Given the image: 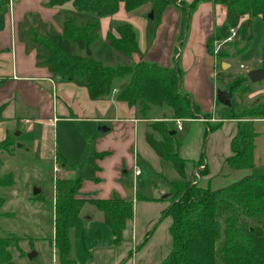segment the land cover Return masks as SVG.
Returning a JSON list of instances; mask_svg holds the SVG:
<instances>
[{
	"label": "trees",
	"instance_id": "trees-1",
	"mask_svg": "<svg viewBox=\"0 0 264 264\" xmlns=\"http://www.w3.org/2000/svg\"><path fill=\"white\" fill-rule=\"evenodd\" d=\"M9 1L0 0V15L5 12ZM203 1L226 9L224 24L216 28L206 41L210 56H213L214 42L223 40L230 29L237 28L236 40L215 57V84L225 89L228 96L223 103L216 99L217 108H223L224 114L218 109L216 113L221 115L215 124L209 127V122L204 123L211 133L220 129L223 121H236L235 134L230 140L231 155L226 163L232 170L251 169L257 136L253 123L264 121V100L242 105L244 97L251 93L252 85L246 76H229L221 71V62L250 46V21L257 18L264 23V0H193L190 3L183 0H46L43 5L47 8L66 3L72 5L71 11L60 10L54 15L53 21L59 30L43 22L37 13H27L17 25V39L24 44L26 52H35L37 66L46 68L54 78L84 87L90 100H105L113 96L115 102L125 104L143 120H151L149 111L158 107L171 110V121L210 120L214 119L213 114L202 113L194 100L181 89L182 72L179 68L167 69L142 61L133 63L132 55L139 54V50L132 25L117 23L107 33L109 50L116 56L93 57L99 41L100 19L113 16L120 5L127 13L144 5L150 6L153 14V19H148L147 45H150L167 7H175L181 15L178 39L181 42L187 14ZM245 16L248 18L242 23ZM231 49H234L232 56ZM111 58L114 60L112 64ZM258 68H264V37ZM115 89L117 91L113 94ZM168 125L167 122H150L151 133L145 135L150 148L161 160L170 163L180 178L172 183L170 206L160 218L171 219L168 230L171 251L159 264H264V176L251 175L217 190L202 189L198 184L184 180L185 161L178 154L175 135H170L172 131ZM152 133L159 138L155 139ZM12 147L13 138L10 136L0 142V153L10 152ZM56 160L62 166L67 164L60 154ZM201 162L202 158L197 166ZM200 176L206 177L207 170L201 171ZM82 180L78 173L74 179L60 178L55 182L54 234L50 243L53 242L59 264H77L72 257L70 232L85 203L103 213L105 226L115 245L122 241V233L133 219L132 201L78 198ZM12 184L11 175L0 177V187ZM20 240L18 237H0V264H14L10 250L20 251ZM22 253L20 251L19 257L25 258L26 254Z\"/></svg>",
	"mask_w": 264,
	"mask_h": 264
},
{
	"label": "crops",
	"instance_id": "crops-1",
	"mask_svg": "<svg viewBox=\"0 0 264 264\" xmlns=\"http://www.w3.org/2000/svg\"><path fill=\"white\" fill-rule=\"evenodd\" d=\"M183 1L190 3L193 0ZM45 2L46 0H10L5 12L0 15V142L10 137L8 135L9 131L18 127L16 123L17 119H21V124L24 127L23 130L27 133H35L37 136H39L42 131L44 132L45 128L51 126L54 122H63L66 126H71L73 123L80 124L84 128V132L88 125L109 123V126L103 127L105 131L102 134L99 132L100 136L104 135L106 137L97 140L98 142L94 148V154H91V156L96 157V159H94V166L96 168L97 181L103 182L100 176H103L104 167H107V172L112 173L116 170H122L125 173L126 170H128L132 173L134 180L133 168L136 167L139 169L137 166L138 159L146 165L160 168V161L163 160H161L147 144L145 139L147 131L145 129H147L146 127L149 128L151 121L167 122L169 124V130L173 131V135H175L177 126L174 121L170 120V115L164 117L165 113L163 111L162 114L156 117H150L152 118L151 120H143L139 119L134 111L128 109L125 104L115 102L113 96L105 100H90L88 92L84 87H79L74 83L52 77L46 68L36 65L34 51H25L24 44L17 39L16 30L18 23L22 21L24 15L27 13H37L43 22L50 23L55 29L59 30L58 26L53 21L54 15L60 10H72L71 3L47 8L43 5ZM149 12V5H144L128 13L125 12L123 6L120 5L118 11L113 16L100 19L99 32L102 30L104 33L103 36H105V32L107 36V33L117 23H128L132 25L136 33L137 29L134 26L135 20L133 17L140 20L146 18ZM189 15L190 22L187 30L189 33H186L183 40L184 43L178 41L181 32V15L173 6L167 7L161 15L160 23L154 32V37L150 45H147L149 26L144 24L140 30L141 33L139 36L136 34L139 54H133L132 61L135 64L141 61L153 63L167 69L179 68L182 72L181 89L194 100L202 113H211L214 116L217 112L216 96L218 92L215 87L217 72L215 69V58L208 54L206 41L213 36L216 28L224 24L226 9L222 5H215L209 1H203L199 3ZM105 47L109 49L107 39H105ZM177 49H179V51H177ZM110 55L116 56L111 51ZM229 68L228 63H221V71L228 73ZM119 88L120 87L117 89ZM117 89L114 90L113 94L116 93ZM61 120L63 121L61 122ZM183 122L194 125H206V123H204L205 121L201 119L184 120ZM183 122L180 132H184ZM213 122H215V120ZM230 123L231 122H224L222 126ZM170 124L173 125L174 128H172ZM235 126L236 125H234V127ZM99 129L100 128H98V130ZM152 135L155 139L159 138L155 133H152ZM180 145H178V154L186 161V157H183L185 154V152H183V145ZM80 150L82 152L81 147L77 148L79 153ZM59 152L60 156L67 162L66 165H61L62 168L69 167L70 169H75V167L78 166L75 165L76 161L72 154L64 150H60ZM3 153L9 152H1L0 155ZM58 154L59 153L56 151L55 156L57 157ZM194 154L195 156L198 155V151ZM99 157L102 159H99ZM228 157L223 160L222 169L219 172L230 175V173H235L233 171H239L237 174L241 175V177L234 182L251 176L242 174V172H240L241 170L230 169L226 163ZM201 158L202 162L197 166V162ZM198 161H196V166L193 167L189 176H192V173L204 162L205 169L207 170V176L204 177V179L209 180V182L213 180V178L217 179L213 177L216 173L211 171L210 161L204 154ZM157 170L159 171V169ZM60 171L61 170H59L58 173H60ZM64 178L72 179L70 176ZM177 178L180 180L176 175V179ZM83 180L79 192L83 189ZM204 183H202V185ZM217 185L219 186L217 189L223 188L220 187V183ZM111 186L113 187V185ZM210 189L217 190L213 188ZM77 197L81 199L94 198L105 200L113 198H108L107 196L96 198L80 195ZM138 198L139 197H136V202H134V199L126 200L132 201L133 219L127 223L122 233V241L118 244L126 247V253L131 251L129 247L132 249L136 239L138 241L140 240V244L143 245H141L142 248L147 246L155 231V228H153V230L151 229V224H147L145 227L141 225V230L137 229V210H141L145 215L147 213L157 212L155 217L157 216V218L160 219L162 213L167 210L170 205V199L165 196L156 200L144 199L141 197L140 202L137 201ZM123 199L124 198H122V200ZM4 202L3 199H0L1 206ZM1 206L0 208H2ZM96 209L90 203H85L79 211L75 226L70 232L73 252L72 231H75L76 225L82 231L87 230L91 225H94V228L96 227L94 236L99 237V240L92 242L90 247L91 253H89L90 260L88 259L85 264L93 263L91 260L96 252L106 251L110 253L113 252V247L116 246L113 242L111 233L105 226L103 213ZM52 213L54 214L53 210ZM80 220H82V222ZM160 222L161 219L156 224V228L159 226ZM93 229L90 231L93 232ZM98 229L102 230V234L106 237H103ZM135 234L136 237H134ZM131 258L132 257L128 258L127 255H125L122 258L123 262L120 261V264H128Z\"/></svg>",
	"mask_w": 264,
	"mask_h": 264
},
{
	"label": "rangeland",
	"instance_id": "rangeland-1",
	"mask_svg": "<svg viewBox=\"0 0 264 264\" xmlns=\"http://www.w3.org/2000/svg\"><path fill=\"white\" fill-rule=\"evenodd\" d=\"M189 14L186 16L188 19L183 29L185 35L189 33L187 32L190 22ZM247 18L248 16H245L241 20L244 21ZM133 19L135 20L134 26L137 29V36L141 33L140 30L144 24L150 26L147 16L140 20H137L136 17H133ZM249 30L252 35L250 46L245 51L237 53L230 59L223 61L229 64L230 68L227 73L229 76H246L249 71L258 68L260 49L264 37V23L254 18L250 21ZM103 34V31L100 30L99 41L96 43V48L93 51V57L95 59H102L105 55L111 57L110 50L105 47L106 32L105 36H103ZM183 40L180 43H182ZM177 51H179V49H177ZM219 51H216L213 45V53L217 55ZM111 59L112 64L114 60L113 58ZM240 66H242V68H240ZM251 85V93L244 97L242 105H249L258 99L264 100V82ZM119 86H122V83ZM215 87L224 101H227V91L220 88L217 84H215ZM236 102L239 103L238 100H236ZM218 109L221 110L220 113L223 115L224 109H220L219 106L217 110ZM163 111L165 113L164 117L172 115L170 109L158 107V109L152 108L148 113V117H156L162 114ZM220 113H216L213 116L214 119H199L209 122L210 127L215 124V122H213L214 120H218L217 117L219 118L221 115ZM62 121L63 120H61V122ZM224 122L231 123L211 133L207 131V125H194L186 122H183L184 132L175 130L176 142L178 145H183V152H185L183 157H186L184 163V180H189L193 184H198L202 189H217L219 187L217 185L218 183H220V187H226L228 184L233 183L241 177V175L237 174L239 171H233L235 173H230V175L219 172L222 169L223 160L231 155L230 140L234 136L236 130V126L234 127L236 121H223V123ZM16 123L18 127L8 132V135L13 138V147L9 153H3L1 154L2 156L0 155V177L9 174L13 181V184L10 186L0 187V199L5 201V205L4 203L2 206L0 205L2 207L0 208V237L20 238L21 240L18 247L20 251L23 252V255L26 254L25 258H21L19 257L20 251L11 249L10 252L13 254L12 261L14 264H59L53 242L50 243L53 241L54 234V214L52 210L54 211V187L57 179H65L64 177L69 176L74 179L79 172L84 179L83 189L78 193L80 196L96 198L107 196L108 198H124L123 200L134 199V202H136V197H139L137 201L140 202L141 197L144 199L156 200L164 196L170 199L173 196L172 183L179 179H176L177 174L167 161H160V168H157L156 166L146 165L138 159L137 166L141 171V175L135 177L134 180L132 173L128 170H126L125 173L122 170H116L112 173L107 172V167H104L103 176H100L103 182L97 181L98 178L94 166V159H96V157L91 156V154H94V148L98 142L97 140L106 137L104 135L100 136L98 128L109 126V123L88 125L84 132V128L80 124L73 123L71 126H66L63 122H54L51 126L45 128V131H42L39 136L35 133H27L23 130L24 127L21 124V119H17ZM170 126L174 128L173 125L170 124ZM146 128L145 130L147 133H151V130L148 127ZM253 129L257 134L253 153L254 166L251 169H244L240 172L252 176H264V121H255L253 123ZM79 147L82 149L80 153L77 151ZM60 150L72 154L76 161L75 165L78 166H76L75 169H70L69 167L62 168L60 163L56 161L58 169L61 170L60 173L57 172L58 174L56 173V175L53 171V165L56 160V151L60 154ZM196 151H198V155L195 156L194 153ZM203 154L210 161L211 171L216 173L213 177L217 179L213 178L210 182L204 179V177H201L199 173L205 169L204 162L201 164V166L204 167L202 170L199 169L200 166L198 168L199 170H195L192 176H189L193 167L196 166V161H198ZM100 158L101 157H99V159ZM157 169H159V171ZM196 172H198L199 179L195 177ZM202 183L204 184L202 185ZM111 185H113V187ZM36 190H38L39 193L34 195ZM94 208L96 209L95 206ZM156 213L152 212L145 215L141 210H137L136 212V227L138 230H141V227H145L147 224H151L152 230L155 228L153 237L147 246L142 248V244L139 242L140 240L138 241L136 239L132 249L129 247L131 251L126 253V247L117 244L113 247V252H96L91 260L93 263L90 264H120V261L123 262L122 258L125 255H127L128 258L132 257L128 264L161 263L171 251V241L168 234L171 219L165 217L156 228V224L160 221L157 216L155 217ZM80 221L82 222V220ZM77 228L76 225L75 231H72V256L77 264H85L88 259L90 260L89 253H91L90 247L92 242L98 241L99 237L94 236V232L96 233V227L94 228V225L89 226L87 229L88 231H82ZM91 229H93V232L90 231ZM98 230L103 237H106L102 234V230ZM134 237H136V234ZM31 252L36 253L35 257L32 259L33 261H29L27 258L28 254Z\"/></svg>",
	"mask_w": 264,
	"mask_h": 264
},
{
	"label": "built area",
	"instance_id": "built-area-1",
	"mask_svg": "<svg viewBox=\"0 0 264 264\" xmlns=\"http://www.w3.org/2000/svg\"><path fill=\"white\" fill-rule=\"evenodd\" d=\"M237 38V28H232L229 30V34L226 38H224L223 40L221 41H216L214 42V47L216 48V51L218 50H223V49H227ZM213 57L215 58L216 55L215 53H213ZM240 68H242V66H240ZM184 120H180V119H177L175 120V124L177 126V130H181V123L183 122ZM204 167L201 166L199 169H203ZM198 169V170H199ZM53 171L55 172V174L57 172H59V169H58V165L56 163V160L54 162V166H53ZM133 174L135 177L139 176L140 175V170L137 169L136 167L133 168ZM195 177L197 179H199V176H198V172L195 173Z\"/></svg>",
	"mask_w": 264,
	"mask_h": 264
},
{
	"label": "water",
	"instance_id": "water-1",
	"mask_svg": "<svg viewBox=\"0 0 264 264\" xmlns=\"http://www.w3.org/2000/svg\"><path fill=\"white\" fill-rule=\"evenodd\" d=\"M147 19L149 20H152L153 19V14L152 12H149L148 15H147ZM233 51L234 49H231V52H230V56L233 55ZM87 55L89 56L90 55V52L87 50ZM248 81L250 84H258V83H261L264 81V68H257V69H253L251 71H249L246 75ZM217 99L220 103H223L224 99L223 97L221 96V94H217ZM105 131V128H100L99 129V132L100 134H102L103 132ZM174 132H170V135H173ZM39 193L38 190H36L34 192V195H37ZM36 253L35 252H31L30 254H28L27 258L29 261H31L34 257H35Z\"/></svg>",
	"mask_w": 264,
	"mask_h": 264
}]
</instances>
